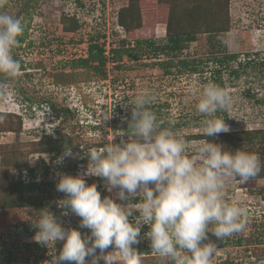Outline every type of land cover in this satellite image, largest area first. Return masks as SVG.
Returning a JSON list of instances; mask_svg holds the SVG:
<instances>
[{
  "label": "rangeland",
  "instance_id": "374dc122",
  "mask_svg": "<svg viewBox=\"0 0 264 264\" xmlns=\"http://www.w3.org/2000/svg\"><path fill=\"white\" fill-rule=\"evenodd\" d=\"M129 1L6 0L0 8V12L18 17L25 29L19 37L20 47L13 49L22 74L15 79L0 74V261L3 254L11 251L15 258L11 264H55L63 242L46 247L34 239L35 225L44 208L65 229L76 228L82 235L89 234L88 229L79 228L78 216L59 207L65 194L57 191V181L61 174L75 176L86 170L87 157H79L88 148L118 143L121 135L129 132L131 105L127 101L143 90L154 95L151 107L161 125L168 127L173 122L174 129L186 138L189 155L194 154L197 145L210 140L223 144L226 150L261 153L264 160V0H180L182 11L197 7L195 15H200V25L195 31L196 41L179 54L155 55L143 46L137 51L134 41H127L131 55H123L119 62L107 60L104 74L91 67L74 66L87 57L90 43L97 42L105 51L118 48L123 39L127 40L118 24V13ZM136 2L140 20L150 24L148 30L157 22L154 34L148 37L156 45L165 44L166 22L157 21L155 7L141 0ZM204 13L207 19L204 15L202 18ZM74 21L78 28H74ZM215 25L216 33L211 29ZM230 54L238 57L226 61L224 67L210 61L198 64V70L192 72L179 64L183 60H210ZM248 59L252 63L239 67L240 75L230 74L237 62ZM169 63L171 67L167 66ZM214 69L220 70V86L232 98L228 109L217 116L224 118L231 130L206 137L202 128L205 117L196 111V103L203 86L213 76L218 77L213 74ZM24 99L32 101L29 110L24 109ZM45 135H50V139ZM69 140L77 158H65L57 164ZM41 146L56 151L42 153ZM33 168L37 186L26 189L30 181L27 172ZM261 172L245 184L228 182L226 199L247 207L248 223L244 231L221 240L227 245L216 248L211 264H264V168ZM19 180L21 189L15 190ZM85 180L102 187V198L115 199V190L108 192L101 177L87 176ZM10 196L21 202L31 199V203L4 207ZM65 211L67 215L63 214ZM148 230L147 225L141 229L143 238L135 245L143 249L142 264H170L152 252L150 241L144 236ZM209 238L215 244L218 241L211 233ZM237 240L240 244H235Z\"/></svg>",
  "mask_w": 264,
  "mask_h": 264
},
{
  "label": "clouds",
  "instance_id": "9594fccd",
  "mask_svg": "<svg viewBox=\"0 0 264 264\" xmlns=\"http://www.w3.org/2000/svg\"><path fill=\"white\" fill-rule=\"evenodd\" d=\"M5 3L0 0V8ZM24 30L18 17L0 12V74L10 79L22 74L13 49ZM154 100L150 91L143 90L127 101L129 132L118 143L88 148L79 157L88 160L82 174L59 176L56 189L65 194L59 207L78 216L79 228L89 234L65 229L51 211L42 209L34 239L46 247L63 242L55 264H142L135 245L143 238L145 225L149 230L144 236L156 256L170 264H211L216 244L209 233L223 240L246 229L248 209L226 199V186L230 180L245 184L256 177L264 168L259 154L226 150L223 144L205 140L189 155L188 141L173 122L161 125L151 107ZM231 102L220 85L209 81L203 86L196 111L205 117L206 137L231 130L217 116ZM65 158H77L70 146H65L56 163ZM87 176L101 177L108 192L115 190V199L102 198L95 183H86Z\"/></svg>",
  "mask_w": 264,
  "mask_h": 264
},
{
  "label": "trees",
  "instance_id": "16d2710c",
  "mask_svg": "<svg viewBox=\"0 0 264 264\" xmlns=\"http://www.w3.org/2000/svg\"><path fill=\"white\" fill-rule=\"evenodd\" d=\"M143 3H148L150 4V6L152 5V7H155L157 9V11H154L155 14H157L155 17L157 18L158 22H166L167 24V28H166V32H167V38H166V43L163 45H156L155 42L153 41V39L149 38L148 36H150L151 33L154 34V24L152 25L151 30H148V26L150 24H148L146 21H141L140 20V16H139V9H138V5L136 0H130L129 4L126 8H123L119 11L118 13V24L119 26H121L124 31L125 34L127 35V40H122L121 41V45L118 48H111L110 49V53H111V60L113 62H119L120 59L122 58L123 55H127L130 54V49L128 44H125L127 41H134V45L133 47L138 50H142V47H144V49L146 48L147 51L156 54H168L171 53L172 55L174 54H179L187 44L196 41V33L195 31L199 29V17L200 15H195V13L197 12V7H192V8H183V11L180 9L179 4H180V0H141ZM208 2H210L211 0H207ZM155 3V4H154ZM153 13V14H154ZM203 15L205 16V13L202 14V18ZM207 16V15H206ZM205 16V18H206ZM208 17V16H207ZM207 19V18H206ZM65 24V22H64ZM213 25V24H212ZM221 25V21H219L218 27ZM79 25L77 24L76 21H74V28H78ZM221 27V26H220ZM153 29V32H152ZM210 29V28H209ZM212 31L215 32V30H217L216 25L213 26ZM216 33V32H215ZM142 35V36H141ZM94 39L91 38V41H93ZM19 41L22 42V38H19ZM20 45V43H19ZM20 46H18L19 48ZM131 47V46H130ZM133 49V48H132ZM136 57V56H133ZM237 55L236 54H230L227 55L226 57H222V58H212L210 60L208 59H199V60H192V61H186L183 60L181 62H179V64L185 68V69H189L192 72H196L198 70V64L202 65V64H207L208 62H216L217 64L221 66H223L225 64L226 61H233L235 59H237ZM252 60L248 59L246 62L241 63V62H237V67L236 69L232 70L230 72L231 75H240L241 72H239V67L243 66L246 67ZM107 62V58L104 55V50L102 45L98 44L97 42L95 43H90L87 49V57L86 58H82L79 59L77 62H75L74 66H79V67H91L93 69H95L97 72L101 71V73L104 74V66ZM197 63V64H196ZM171 63L167 64L168 67H171ZM245 65V66H244ZM262 65L264 66V62H262ZM22 67V66H21ZM207 67V66H206ZM224 67V66H223ZM242 68V67H241ZM214 75H218V77L215 78V76H213V78L211 79V81H213L214 83L221 85L220 82V70L218 69H214L212 70ZM104 76V75H102ZM24 103V109L29 110L32 104L31 100L28 99H24L23 100ZM40 107L41 104L39 105ZM2 113V112H1ZM10 114V113H8ZM16 115H18V117H21V114L17 113ZM46 139H50V135H45ZM202 138V137H201ZM53 143V142H52ZM60 146V143L57 145L55 144L54 147H58ZM66 146H70V140L67 141ZM55 148H50V147H44L41 146V152L42 153H48L50 154L53 151H56ZM263 150L262 148L260 149V151ZM261 154V153H259ZM261 161L264 162V160L261 158ZM263 169V168H262ZM35 173H36V169L33 168L32 170H30L29 172H27V174L29 175V179L30 181H28L25 185L26 189H34L36 188L37 184L34 178L35 177ZM262 173V172H261ZM262 176L264 175L261 174ZM102 179V178H101ZM21 181L19 180L15 186V190H20L21 189ZM24 187V186H23ZM97 190L100 192V194H104V190L102 189V187L99 185L97 186ZM33 202V201H32ZM135 202V201H133ZM25 204H29L31 203V199L27 200V201H22L19 198L16 197H12L10 196L8 198V201L3 204L4 207H12V206H19V205H24ZM235 244H240V240H237L235 242ZM34 245H37L36 243ZM227 245V243L225 241H221L218 240L216 243V248H221L223 246ZM138 251L142 252L143 249H137ZM13 254L11 253V251L7 252L6 255H2L1 256V261L0 264H11L13 262H15V258H13L12 256ZM248 257V256H245ZM227 263V261H226ZM230 264H233V262H231ZM235 264H246L245 262H237ZM247 264H252L250 262H247Z\"/></svg>",
  "mask_w": 264,
  "mask_h": 264
},
{
  "label": "built area",
  "instance_id": "2783aa9c",
  "mask_svg": "<svg viewBox=\"0 0 264 264\" xmlns=\"http://www.w3.org/2000/svg\"><path fill=\"white\" fill-rule=\"evenodd\" d=\"M105 49V48H104ZM104 55H105V57L107 58V60H109L108 62H111V53H110V50H108V49H105V51H104ZM111 63H113V62H111ZM221 254V253H220ZM219 254V255H220ZM222 255V254H221ZM224 261H227L226 259H224ZM254 261H256V260H254Z\"/></svg>",
  "mask_w": 264,
  "mask_h": 264
}]
</instances>
